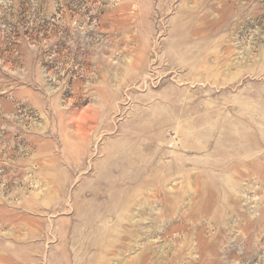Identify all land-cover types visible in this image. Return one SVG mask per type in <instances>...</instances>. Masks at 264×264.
Listing matches in <instances>:
<instances>
[{"label":"rangeland","instance_id":"1","mask_svg":"<svg viewBox=\"0 0 264 264\" xmlns=\"http://www.w3.org/2000/svg\"><path fill=\"white\" fill-rule=\"evenodd\" d=\"M0 264H264V0H0Z\"/></svg>","mask_w":264,"mask_h":264}]
</instances>
